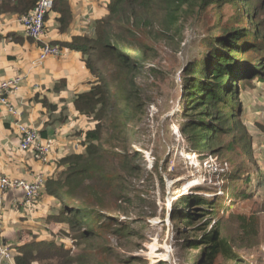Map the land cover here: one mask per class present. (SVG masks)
<instances>
[{"label": "trees", "instance_id": "trees-1", "mask_svg": "<svg viewBox=\"0 0 264 264\" xmlns=\"http://www.w3.org/2000/svg\"><path fill=\"white\" fill-rule=\"evenodd\" d=\"M36 3L0 0V13L24 15ZM226 6L235 8L234 22L220 26L212 22ZM53 8L61 12L60 31H65L71 21L69 5L66 0H55ZM189 25L204 30L201 42L205 48L199 49L203 59L191 61L183 76L185 83L192 81L185 84L189 96L184 112L194 116L188 117L182 133L197 150L215 149L228 155L227 160H231V151L255 157L252 132L255 128L264 131V126L244 120L243 94L256 88L257 82L264 83V0H111L107 15L94 22L90 34L74 36L63 44L83 54L94 76L90 88L74 97L77 111L92 123L91 128L78 132L83 151L74 150L61 158L62 169L45 183L46 192L59 203L49 220L68 225L59 234L68 237L71 246L34 237L17 245L16 264H107L100 258L108 251L104 234L145 238L132 226L146 229L148 222L142 218L130 222V215L122 210L123 203L145 205L130 187V177L142 169L131 152L132 110L141 113L148 104L147 80L158 70L148 65L151 53L157 52V45L181 41ZM250 52L261 57L259 61H252L247 56ZM42 102L47 105L46 100ZM263 186L262 177L258 187ZM192 197L180 198L183 210L174 219L182 217L192 223V206L208 203L200 196ZM111 200L121 201L119 208L111 209ZM122 217H129L128 223ZM227 224L242 234L241 250L260 239L253 214L230 213L191 242V247L202 251L196 264H215L222 255L231 256L234 241Z\"/></svg>", "mask_w": 264, "mask_h": 264}, {"label": "rangeland", "instance_id": "rangeland-1", "mask_svg": "<svg viewBox=\"0 0 264 264\" xmlns=\"http://www.w3.org/2000/svg\"><path fill=\"white\" fill-rule=\"evenodd\" d=\"M234 9L226 6L212 22L219 26L233 23ZM187 28L181 41L176 39L157 45V52L151 53L148 65L158 70L147 80L149 101L143 112L132 110L131 152L142 169L140 174L130 177V187L133 194L145 200V205L123 203L122 210L128 212L130 222L141 218L148 222L146 229L138 224L132 226L145 238L104 234L108 251L100 258L107 264H196L202 251L191 247V242L230 213L253 214L260 239L241 250L242 234L227 224L234 241L231 256L222 255L215 264H264V186L258 187V181L264 179V131L255 128L252 132L255 157L231 151L228 153L232 155L231 160L226 159L228 155L214 152L215 149L197 150L187 140L182 128L194 113L184 112L189 96L185 84L192 81L185 83L183 76L191 61L203 59L204 53L199 49L205 48L201 42L204 30L200 27L195 30L191 25ZM136 44L141 47L138 40ZM247 56L254 62L261 58L253 52ZM195 77L199 78L200 74L196 72ZM243 99L247 108L244 120L264 126V83L257 82L256 88L244 92ZM185 195L200 196L208 201L206 205L192 206V223L182 217L173 218L177 211L183 210L179 200ZM118 203L121 201L111 200L110 208H119ZM122 218L128 223V218ZM103 221L107 223L105 218Z\"/></svg>", "mask_w": 264, "mask_h": 264}, {"label": "crops", "instance_id": "crops-1", "mask_svg": "<svg viewBox=\"0 0 264 264\" xmlns=\"http://www.w3.org/2000/svg\"><path fill=\"white\" fill-rule=\"evenodd\" d=\"M110 1L66 0L71 11L66 30L60 31L61 12L53 8L47 15L42 41L28 37L20 15L0 13V82L23 75L21 86L10 94V100L22 112L23 122L35 127L42 139H58L46 161L23 151L18 130L13 125L14 117L0 104V175L31 179L43 173L46 179L52 178L62 169L59 166L61 158L77 148L78 152L83 151L78 132L91 128L92 123L77 111L74 97L90 88L94 76L83 54L63 44L74 36L90 34L94 22L107 15ZM47 42L59 45L61 52L38 64L41 44ZM42 100H46L47 105ZM21 196L19 191L5 195L2 213L5 242L16 249L17 245L35 237L40 241L55 239L69 247L70 239L59 234L68 225L49 220L58 211L57 199L45 188L39 206L28 210L24 209Z\"/></svg>", "mask_w": 264, "mask_h": 264}, {"label": "built area", "instance_id": "built-area-1", "mask_svg": "<svg viewBox=\"0 0 264 264\" xmlns=\"http://www.w3.org/2000/svg\"><path fill=\"white\" fill-rule=\"evenodd\" d=\"M55 0H37L36 6L30 12L20 15L19 20L25 27L28 37L34 41H42L45 32L47 15L53 10ZM61 48L52 43H43L36 63H43L48 57L59 55ZM24 80L23 75H16L0 82V104L14 117L13 125L20 136V148L31 152L34 156L46 161L55 150L58 143L56 137L42 139L40 132L33 126L23 122L22 112L10 100V94L15 92ZM78 148L76 149V151ZM78 152V151H77ZM46 177L43 173L36 174L31 179L10 178L0 175V264H16L17 251L11 244L4 240V224L2 213L5 211V195L8 192L19 191L22 193L21 202L24 209H35L39 206L45 190Z\"/></svg>", "mask_w": 264, "mask_h": 264}, {"label": "bare ground", "instance_id": "bare-ground-1", "mask_svg": "<svg viewBox=\"0 0 264 264\" xmlns=\"http://www.w3.org/2000/svg\"><path fill=\"white\" fill-rule=\"evenodd\" d=\"M190 192V190H187V193H189Z\"/></svg>", "mask_w": 264, "mask_h": 264}]
</instances>
